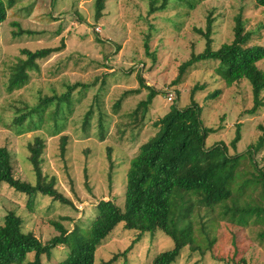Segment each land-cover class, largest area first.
Listing matches in <instances>:
<instances>
[{"label": "rangeland", "instance_id": "obj_1", "mask_svg": "<svg viewBox=\"0 0 264 264\" xmlns=\"http://www.w3.org/2000/svg\"><path fill=\"white\" fill-rule=\"evenodd\" d=\"M151 6L158 10L150 12ZM239 15L250 33L248 44L264 45V7L254 0H107L98 19L93 0H15L0 24V147L11 154L14 176L34 184L28 146L40 137L42 172L56 178L57 189L71 204L36 194L30 205L26 194L0 183V225L13 210L23 220V231L45 242L58 234L53 221L68 230L77 225L86 231L99 200L111 199L123 208L130 163L158 129L153 122L173 106L181 109L194 101L203 124L220 127L207 136L205 147L224 141L231 153H242L255 144L264 130V92L260 107L248 113L253 106L249 81L227 86L216 73L218 61L211 59L193 63L177 79L180 65L205 47L198 30L205 32L210 19L211 47L217 49L232 41ZM20 29L24 32L16 35ZM62 42L60 52L36 60L38 70L28 71L27 83L9 89L13 79L25 74L18 66L26 58L23 49ZM257 66L264 69V57ZM138 75L156 94L133 114L149 93L140 87ZM75 82L88 86L73 89L57 109L55 103L49 105L42 117L30 116L40 98L60 95ZM216 90L219 93L212 97ZM89 109L92 112L86 116ZM21 115L24 130L19 131L15 119ZM35 123L40 124L38 129L26 130ZM238 123L241 138L233 149L230 141ZM253 157L264 170V145ZM248 161L245 154L242 164ZM245 172L244 168L243 180L248 178ZM245 187L243 202L264 207L262 188L249 181ZM181 193L174 200L176 215L186 205ZM215 215L193 199V241L171 264H264V214L230 211L222 220ZM173 245L163 231L139 235L120 222L97 248L94 264H104L115 254L119 255L111 264H153L156 254ZM66 255L67 249L59 245L49 257L42 256V264H57ZM32 260L30 252L23 262L13 264Z\"/></svg>", "mask_w": 264, "mask_h": 264}, {"label": "trees", "instance_id": "obj_2", "mask_svg": "<svg viewBox=\"0 0 264 264\" xmlns=\"http://www.w3.org/2000/svg\"><path fill=\"white\" fill-rule=\"evenodd\" d=\"M107 0H93L95 18L102 15ZM264 7V0H254ZM15 4V0H0V24L6 19L7 9ZM163 4L159 6L160 9ZM158 7H150V12ZM13 25H17L16 22ZM211 21L208 20L206 31L198 30L205 38V47L202 52L194 54L180 65L177 79L186 71L187 67L197 61L211 59L218 61L216 73L220 75L227 86L246 79L251 85L253 106L247 112L254 113L262 104L264 92V69L257 66V61L264 57V45L248 44L250 33L245 30L241 15L235 18L234 37L231 42L221 44L217 49L211 47ZM24 30L20 29L16 35ZM26 33H30L25 31ZM60 46L44 47L34 51L23 49L26 56L18 65L25 74L20 79H13L9 89L18 88L27 83L30 78L29 70L37 69V59H44L60 52ZM17 67V68H19ZM140 87L149 89L146 100L138 102L132 112L136 114L143 106L150 102L156 94L151 86L145 84L141 75H138ZM87 87V84L75 82L67 86V91L60 95L40 98V101L30 110V116L42 117L47 107L55 103L56 109L67 100L70 92L77 87ZM194 89H197L195 87ZM131 89L129 92H135ZM219 93L216 90L212 97ZM92 109L86 113V116ZM37 113V114H36ZM24 115L18 116L15 123L19 131L24 130L22 123ZM40 124L26 128L38 129ZM158 128L154 136L139 146L138 153L132 159L126 173L124 191V206L120 208L113 200H99L95 205L96 216L86 231L75 225L68 230L61 222L53 221L58 234L47 241H41L33 232L23 231L22 218L13 210L8 211L0 225V264L21 263L27 253L33 252V260L29 264H42V256H50L51 250L59 245L67 249V255L57 264H94L95 252L104 240L112 233L120 222L125 229L136 231L139 235L163 231L169 236L174 245L171 249L156 254L153 264H171L180 255L181 250L190 246L193 241L192 222L193 199L202 206L210 208L216 213L215 217L222 220L228 214L241 215L255 214L259 217L264 214L261 204L243 202L245 183L247 181L260 186L264 191V170L258 167L253 157L264 145V130L255 144L248 147L245 152L231 153L224 141L216 142L210 147H205V140L211 133L217 132L220 127L206 126L200 116V108L194 101L184 108L171 107L165 114L153 122ZM104 137V132L100 135ZM240 123L236 125L235 135L230 141V147L235 149L240 140ZM44 144L40 137H35L33 144H29V161L35 174V183L16 178L13 173L11 154L7 147H0V183H6L16 191L28 196L27 204L34 202L36 194L47 195L55 201L71 204L56 187V178H48L41 169V153ZM62 147V146H61ZM64 147H62V151ZM245 154L248 163L242 164ZM244 168L248 178L242 179ZM243 180L240 185L238 182ZM182 193L180 198L186 205L176 215L174 200ZM216 219V221H217ZM186 223L185 225H183ZM203 229V228H202ZM194 241H195V235ZM124 250L122 253H125ZM119 254L113 255L104 264H111Z\"/></svg>", "mask_w": 264, "mask_h": 264}, {"label": "built area", "instance_id": "obj_3", "mask_svg": "<svg viewBox=\"0 0 264 264\" xmlns=\"http://www.w3.org/2000/svg\"><path fill=\"white\" fill-rule=\"evenodd\" d=\"M97 29L99 30L100 28L97 27ZM168 100H172V96L171 95L168 96Z\"/></svg>", "mask_w": 264, "mask_h": 264}, {"label": "crops", "instance_id": "obj_4", "mask_svg": "<svg viewBox=\"0 0 264 264\" xmlns=\"http://www.w3.org/2000/svg\"><path fill=\"white\" fill-rule=\"evenodd\" d=\"M12 8V7H11ZM14 11H16V10H14ZM7 18V17H6Z\"/></svg>", "mask_w": 264, "mask_h": 264}]
</instances>
